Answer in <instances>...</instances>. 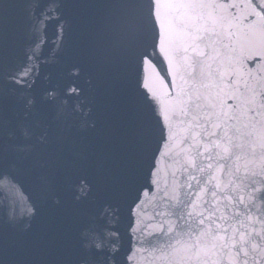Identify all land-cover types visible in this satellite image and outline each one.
Segmentation results:
<instances>
[{
	"label": "water",
	"instance_id": "1",
	"mask_svg": "<svg viewBox=\"0 0 264 264\" xmlns=\"http://www.w3.org/2000/svg\"><path fill=\"white\" fill-rule=\"evenodd\" d=\"M119 2L2 0L8 114L56 89L58 134L78 154L60 206L30 180L10 194L0 264H68L85 226L118 233L117 264H264V13L253 0H155L157 54L117 70L105 53ZM145 96L166 130L146 148L131 135L145 118L158 127Z\"/></svg>",
	"mask_w": 264,
	"mask_h": 264
},
{
	"label": "snow or ice",
	"instance_id": "2",
	"mask_svg": "<svg viewBox=\"0 0 264 264\" xmlns=\"http://www.w3.org/2000/svg\"><path fill=\"white\" fill-rule=\"evenodd\" d=\"M155 0H120L117 12L111 18L108 31L113 34L106 58L117 70L131 69L142 65L145 59L157 54L158 35L148 27L152 19ZM253 7L264 13V0H253ZM3 9L0 0V10ZM58 10V6L49 7V13ZM73 76L79 75V69L73 66ZM23 71L27 72L25 68ZM15 81V77H13ZM73 90L72 95H76ZM56 89L46 90L43 97H29L22 111L9 115L4 98L0 95V216L8 223H15L17 214L10 194L16 188H22L21 180H30L41 191L42 198L60 206L63 190L65 160L75 153L65 136L58 134L60 122L66 114V105L58 102ZM144 104L152 117L156 118L158 127L153 126L150 118L139 122L131 132L133 140L147 147L153 138L165 140V127L160 123L154 98L144 97ZM78 108H73L77 111ZM79 190L85 193L87 183L80 177ZM110 210H105V216ZM37 209L33 206L29 216H35ZM28 224L25 230L30 227ZM118 233L105 235L96 228L81 232L77 246L70 253L68 264H117L119 249L116 247ZM247 255V253H245Z\"/></svg>",
	"mask_w": 264,
	"mask_h": 264
}]
</instances>
